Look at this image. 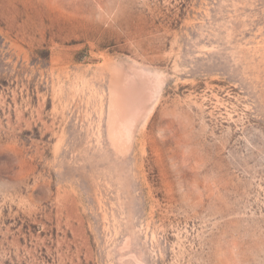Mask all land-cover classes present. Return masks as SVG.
I'll return each mask as SVG.
<instances>
[{"label":"rangeland","instance_id":"1","mask_svg":"<svg viewBox=\"0 0 264 264\" xmlns=\"http://www.w3.org/2000/svg\"><path fill=\"white\" fill-rule=\"evenodd\" d=\"M0 264H264V0H0Z\"/></svg>","mask_w":264,"mask_h":264}]
</instances>
